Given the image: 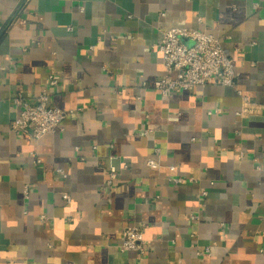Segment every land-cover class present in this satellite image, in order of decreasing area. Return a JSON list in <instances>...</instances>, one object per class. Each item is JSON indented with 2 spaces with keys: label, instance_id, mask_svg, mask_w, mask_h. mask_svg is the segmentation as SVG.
I'll use <instances>...</instances> for the list:
<instances>
[{
  "label": "crops",
  "instance_id": "obj_1",
  "mask_svg": "<svg viewBox=\"0 0 264 264\" xmlns=\"http://www.w3.org/2000/svg\"><path fill=\"white\" fill-rule=\"evenodd\" d=\"M171 26L218 37L236 87L154 88ZM45 87L74 111L14 132ZM0 264H264V0H0Z\"/></svg>",
  "mask_w": 264,
  "mask_h": 264
},
{
  "label": "built area",
  "instance_id": "obj_2",
  "mask_svg": "<svg viewBox=\"0 0 264 264\" xmlns=\"http://www.w3.org/2000/svg\"><path fill=\"white\" fill-rule=\"evenodd\" d=\"M152 48L161 53L164 69L163 74L153 81L152 86L165 97L194 85H204L209 82L236 87L233 59L225 52L221 40L203 29L188 26L168 27L162 31L160 40L152 44ZM48 82L49 85L55 86L58 82L57 77L50 73ZM14 101L19 106V110L10 121V128L14 132L28 134L34 139L54 132L74 111L52 104L47 87L43 88L32 101L23 97L15 98ZM215 111H219V108ZM212 112L208 110L207 113ZM154 151L159 154L158 147L154 148ZM145 163L151 169H159L162 165L161 159L153 156H148ZM170 168L175 167L172 165ZM116 173V167L111 164L107 172V184L112 183ZM172 181L181 183L183 177L176 176ZM62 197L69 200L67 193H63ZM143 229L142 224L136 223L123 226L121 251L143 252L145 250Z\"/></svg>",
  "mask_w": 264,
  "mask_h": 264
}]
</instances>
